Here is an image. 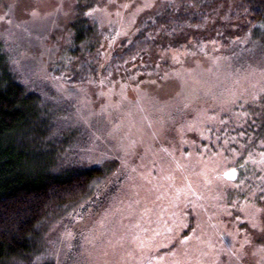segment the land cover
I'll use <instances>...</instances> for the list:
<instances>
[{
    "label": "rangeland",
    "instance_id": "rangeland-1",
    "mask_svg": "<svg viewBox=\"0 0 264 264\" xmlns=\"http://www.w3.org/2000/svg\"><path fill=\"white\" fill-rule=\"evenodd\" d=\"M89 2L101 32L99 56L85 57L98 74L50 81L42 101L70 134L66 162L112 172L41 223L28 262L264 264V62L250 60L254 43L231 16L239 0ZM75 8V0L0 2V36L7 51L18 41L11 53L24 84H45L42 69L78 65L64 51ZM187 13H202L204 24L183 25ZM174 20L181 25L166 33ZM138 33L151 46L107 70ZM18 44L29 47L16 63ZM230 169L237 177L225 182Z\"/></svg>",
    "mask_w": 264,
    "mask_h": 264
},
{
    "label": "trees",
    "instance_id": "trees-1",
    "mask_svg": "<svg viewBox=\"0 0 264 264\" xmlns=\"http://www.w3.org/2000/svg\"><path fill=\"white\" fill-rule=\"evenodd\" d=\"M75 1L76 19L70 24L64 51L69 62L80 57L79 63L74 69L68 66L40 70L47 75L42 77L45 84L40 82L36 86L29 80L23 83V78L15 72L17 67L11 53L16 51L14 44L18 41L13 38L11 51H7V41L0 36V264H30L28 261L35 252L34 243L41 223L67 206L89 198L100 188L103 176L112 172L110 164L77 166L66 162L62 154L70 142V134L58 131L56 112L42 101L45 96L50 98L46 87V84L50 87V81L55 82L56 87L60 80L68 85L82 84L98 74L97 60L91 62L85 56H99V19L91 13L94 7L90 6L89 0ZM234 11L231 16L242 19L238 27L243 34L250 36L254 43L251 45L256 48L249 56L250 60L264 62V0H239ZM180 17L183 25L190 28L205 22L202 13H187ZM168 22L171 26L166 33H172L181 25L175 20ZM173 24L176 27L172 29ZM31 33L38 32L33 30ZM27 44H18L20 51L15 55L18 58L16 63L22 58L19 54ZM122 44V51L113 55L107 63V70L143 55L151 46V39L145 33H138L131 41ZM38 47L43 48L39 43ZM262 119L263 123L260 121L258 125L260 128L263 124L259 132L264 136V116ZM57 131L59 135L55 137Z\"/></svg>",
    "mask_w": 264,
    "mask_h": 264
},
{
    "label": "water",
    "instance_id": "water-1",
    "mask_svg": "<svg viewBox=\"0 0 264 264\" xmlns=\"http://www.w3.org/2000/svg\"><path fill=\"white\" fill-rule=\"evenodd\" d=\"M222 177L227 181H234L237 177L235 169H230L222 174Z\"/></svg>",
    "mask_w": 264,
    "mask_h": 264
}]
</instances>
